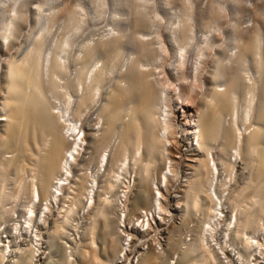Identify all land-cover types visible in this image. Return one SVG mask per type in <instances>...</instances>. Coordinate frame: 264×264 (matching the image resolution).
<instances>
[{"label":"bare ground","instance_id":"obj_1","mask_svg":"<svg viewBox=\"0 0 264 264\" xmlns=\"http://www.w3.org/2000/svg\"><path fill=\"white\" fill-rule=\"evenodd\" d=\"M9 3L0 12V264H264V9H253L252 29H235V53L213 57L203 30L190 77L189 3L162 48L138 12L127 61L117 18L110 38L77 53L89 22L80 5ZM29 4L37 33L17 56ZM93 4L104 10L106 0ZM62 20L68 31L49 41Z\"/></svg>","mask_w":264,"mask_h":264},{"label":"rangeland","instance_id":"obj_2","mask_svg":"<svg viewBox=\"0 0 264 264\" xmlns=\"http://www.w3.org/2000/svg\"><path fill=\"white\" fill-rule=\"evenodd\" d=\"M27 1V0H22ZM46 0H32V2L43 3ZM60 1V2H59ZM65 1V2H64ZM68 1V0H67ZM66 0H50V5H58L63 6L64 3L70 4V5H80L82 9V14H86L89 18V22L84 26V28L78 32V35L76 37V45L74 47V52H77L80 50V47L84 42H95L98 39H108L111 37L110 33L113 32V21L115 18L118 19L119 25H126V35L128 40L125 41L123 50L121 53V59L127 61L128 55L131 53H134V44L132 40L134 27L132 25V22L138 17V12H143L142 18L147 20H151L153 26V30L150 31V29H141L144 33L149 34V39H153L156 41L157 48H162L163 43L165 42V38L163 39L164 34H168V30L172 29L174 27V24L179 22V17H182L185 15L186 11L184 9V5L189 3L187 6L191 8L190 14H191V20L194 24V28L196 32H198V40L196 39L193 41L195 44V48L192 49L193 55L187 56V64L185 67V74L189 73V76L192 77L193 74V63L196 61L197 57L195 53L198 50V45L201 41H203V30L209 35V42L212 45V56L213 57H220L221 54H217V51H226L229 53H235L236 51L233 50L234 48V33L235 29L238 26H242L243 28L252 29V26L254 24V14L253 9L255 7H261V9H264V0H138V1H132V0H106V5L104 7V10L98 9L97 5L93 4L92 0H69L67 2ZM157 1V2H156ZM10 0H0V12L1 14L4 12V9H6L9 6ZM71 2V3H70ZM129 2V3H127ZM156 2V3H155ZM63 3V4H62ZM142 3H145V8H140ZM241 4L242 13H239V5ZM154 4H156L159 8V10L162 12V14L168 16V20H163L161 16H157L155 14L154 10ZM30 7H32V4L27 5L25 10V22L23 26L21 27L20 31L16 35V41L15 42V48L18 49L17 56L22 55L26 51V47L28 45V38L29 36H36V29L34 28L35 18L38 14V11H36V8H33V10H30ZM96 7V8H95ZM259 7V8H260ZM49 6H45L43 8V11L49 9ZM106 8V9H105ZM225 8V9H224ZM107 10V11H106ZM100 11V13H99ZM264 11V10H262ZM103 12V13H102ZM216 14L218 17H216ZM45 14H49L47 11H45ZM99 14V15H98ZM213 17H212V15ZM3 15V14H2ZM147 15V17H146ZM201 16L204 17L201 19ZM206 16V17H205ZM211 16V19L209 18ZM220 16V17H219ZM96 17V18H95ZM101 17V18H100ZM113 17V19H112ZM146 17V18H145ZM207 17L210 19H207ZM94 18V19H93ZM151 18V19H150ZM120 19V20H119ZM205 19L209 20V22L205 21ZM149 20L147 22H149ZM203 21V23H202ZM68 22V21H67ZM155 22V23H153ZM166 23V24H165ZM206 23V25H205ZM150 24V23H149ZM68 23H66V20H62L58 22V24H55L52 30V34L50 36V40L54 39L57 40V37L64 33L65 30L68 31ZM150 26V25H149ZM152 26V25H151ZM165 26V27H164ZM164 27V28H163ZM249 29V28H248ZM164 30V31H163ZM167 30V33H166ZM163 31V32H162ZM163 34V35H162ZM129 36V37H128ZM163 36V37H162ZM262 36L264 38V30L262 31ZM68 37H71L73 39L72 34H69ZM168 37V36H167ZM48 41V42H49ZM166 44V42H165ZM206 45V44H204ZM20 47V48H19ZM78 53V52H77ZM178 47L175 48V58L174 60H171L172 62L171 67L169 66V70L171 73L174 74V77L177 78V72L175 71L174 64H176V60H178L177 55ZM222 53V52H221ZM75 54V53H74ZM165 56V54L163 55ZM190 56V57H189ZM103 57L102 52L98 53L96 55L97 59H101ZM167 58V56L165 57ZM180 58V56H179ZM4 58L2 60V63H4ZM184 59V58H183ZM195 59V60H194ZM169 59L166 61V67L168 65ZM183 62V60H182ZM179 64V63H177ZM2 66V64H1ZM101 66V63L99 64ZM188 66V68H187ZM195 66V65H194ZM196 69V67H195ZM118 70V69H117ZM189 70V71H188ZM119 71V70H118ZM117 72V71H116ZM195 73V72H194ZM206 73V72H205ZM196 74V73H195ZM116 73L113 75V77H116ZM206 76V75H204ZM203 76V84H205V79ZM207 86L205 85L204 90ZM108 87H106L107 89ZM178 93V91H177ZM100 105V104H99ZM93 116L87 117L92 119ZM94 119L96 118L93 117ZM95 121V120H94ZM101 127V125L99 126ZM182 150L184 151L186 149V143L184 141H181ZM242 179V180H241ZM241 180V181H240ZM237 181L241 183L243 181L242 176H238ZM134 197L133 194H131V199ZM131 202V201H130ZM19 206V205H18ZM74 232H71L70 237H72ZM75 236H73L71 239H74ZM68 241V240H67ZM163 247V246H162ZM57 251L56 253H58ZM58 255V254H57Z\"/></svg>","mask_w":264,"mask_h":264},{"label":"built area","instance_id":"obj_3","mask_svg":"<svg viewBox=\"0 0 264 264\" xmlns=\"http://www.w3.org/2000/svg\"><path fill=\"white\" fill-rule=\"evenodd\" d=\"M142 215H144V213H142ZM231 256H234V254H232Z\"/></svg>","mask_w":264,"mask_h":264}]
</instances>
